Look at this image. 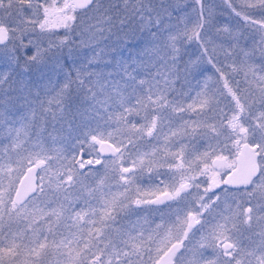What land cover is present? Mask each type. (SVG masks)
<instances>
[{"label": "snow or ice", "instance_id": "obj_1", "mask_svg": "<svg viewBox=\"0 0 264 264\" xmlns=\"http://www.w3.org/2000/svg\"><path fill=\"white\" fill-rule=\"evenodd\" d=\"M224 3L0 0V264H264V0Z\"/></svg>", "mask_w": 264, "mask_h": 264}, {"label": "rangeland", "instance_id": "obj_2", "mask_svg": "<svg viewBox=\"0 0 264 264\" xmlns=\"http://www.w3.org/2000/svg\"><path fill=\"white\" fill-rule=\"evenodd\" d=\"M214 3L219 6L217 15L219 17V21L221 24L230 23L232 25H236V18L230 13V10L227 8V5L224 3V0H214ZM124 55H128V52L125 51ZM106 59H110V57H106ZM204 67L207 69L203 77H199L202 81L208 77H212L209 83H213L215 80V69L212 68L210 64L205 63ZM195 84V81H193ZM195 93L193 92V95Z\"/></svg>", "mask_w": 264, "mask_h": 264}, {"label": "flooded vegetation", "instance_id": "obj_3", "mask_svg": "<svg viewBox=\"0 0 264 264\" xmlns=\"http://www.w3.org/2000/svg\"><path fill=\"white\" fill-rule=\"evenodd\" d=\"M62 31V30H60ZM105 155H107V153H105ZM84 159H95V154H93L92 156H87L85 155L83 157ZM93 167L98 168L99 165H93ZM157 178V182H158ZM111 186H112V190L114 192H116L118 190V186L116 185L115 181H110ZM155 183H153V181L149 178L148 174H145L138 182L136 185L133 186V193L135 194V190L137 188L140 189V194L141 195H151V193L153 192V190L155 189ZM122 191V189H120ZM156 222L159 223V219H156Z\"/></svg>", "mask_w": 264, "mask_h": 264}]
</instances>
